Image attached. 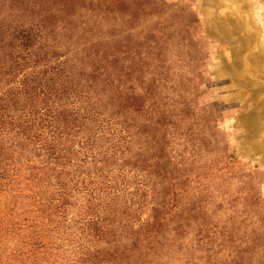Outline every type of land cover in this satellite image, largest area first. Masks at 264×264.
<instances>
[{"label": "rangeland", "instance_id": "rangeland-1", "mask_svg": "<svg viewBox=\"0 0 264 264\" xmlns=\"http://www.w3.org/2000/svg\"><path fill=\"white\" fill-rule=\"evenodd\" d=\"M4 18L39 30L75 77L120 53L139 91L151 89L154 152L185 224L169 264H264V0H0ZM144 148L139 138L131 151ZM55 234L48 264H79ZM16 238L3 242L7 264H19Z\"/></svg>", "mask_w": 264, "mask_h": 264}, {"label": "trees", "instance_id": "trees-1", "mask_svg": "<svg viewBox=\"0 0 264 264\" xmlns=\"http://www.w3.org/2000/svg\"><path fill=\"white\" fill-rule=\"evenodd\" d=\"M5 19L0 264L9 259L2 247L11 236L17 237L11 257L19 264H48L57 232L78 253L79 264L168 263L182 252L177 242L186 237L185 224L175 220L182 213L173 175L164 167L169 161L154 152L152 130L160 117L151 89L139 91V78L132 70L126 74L120 53L110 62L103 56L75 77L68 59L39 45V30ZM139 138L146 145L140 156L131 151ZM171 231L182 237L169 238Z\"/></svg>", "mask_w": 264, "mask_h": 264}]
</instances>
